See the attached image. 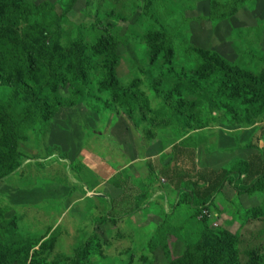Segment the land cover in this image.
I'll use <instances>...</instances> for the list:
<instances>
[{
	"label": "rangeland",
	"instance_id": "1",
	"mask_svg": "<svg viewBox=\"0 0 264 264\" xmlns=\"http://www.w3.org/2000/svg\"><path fill=\"white\" fill-rule=\"evenodd\" d=\"M28 1L39 9L28 5L31 25L61 13V0ZM214 1L77 0L62 26L86 48L85 80L37 88L48 110L20 103L0 80V108L20 129L17 168L0 173V264H83L82 252L88 264H204L227 248L234 261L222 264H264V192L241 194L228 174L254 157L238 184L264 172V103L252 110L257 93L224 74L264 77V0L210 23ZM108 41L118 43L115 79L135 95L134 115L108 86L96 51ZM168 43L173 63L162 52L151 64V50ZM123 180L145 191L140 206L116 186ZM189 184L209 198L217 228L204 208L180 204Z\"/></svg>",
	"mask_w": 264,
	"mask_h": 264
},
{
	"label": "trees",
	"instance_id": "2",
	"mask_svg": "<svg viewBox=\"0 0 264 264\" xmlns=\"http://www.w3.org/2000/svg\"><path fill=\"white\" fill-rule=\"evenodd\" d=\"M255 0H223L219 4L217 0L213 2L211 14L206 21L214 23H222L235 18L240 10ZM77 0L59 2L61 13L57 12L54 22L48 25H31L30 5L35 12L39 10L37 6H33L28 0H0V80L8 85H12L13 89L20 90V103L28 102L29 106L41 104L43 108L48 110L49 102L42 97L37 88L44 87L47 83L53 86H60L68 81L69 78L84 81L88 67L86 48L81 38H73L63 28V20L72 10ZM168 43L156 50H151L152 55H148L149 62L152 64L165 53L164 60L173 63L175 55ZM99 55L104 56V67L108 72L110 81L108 86L113 89L118 98V105L125 109L130 115H134L137 107L135 95L131 94L116 82L115 68L118 62V43L116 41H108L101 43L96 47ZM222 71V69H221ZM225 75L233 76L245 89L257 93L256 101L251 103L252 110H255L260 102L264 103V77L260 79L244 78L230 73ZM41 79V80H39ZM39 81V82H38ZM259 94V95H258ZM77 101L71 105L78 103L80 93L76 92ZM46 110V111H47ZM176 110V114H178ZM245 120H249L247 115ZM12 117L8 109L0 108V173L13 171L17 168L16 161L18 159L17 145L19 142L20 129L17 124L11 126ZM10 124V128L2 130V125ZM258 158L254 157L251 161L245 159L228 174H235V179H230L236 190L241 194L249 192H264V172L255 178L249 185L238 184L248 175H253ZM228 174L225 179L228 178ZM116 186L123 190L125 198L134 199L136 205L140 206L146 200L145 191L139 189L132 181L123 180L115 182ZM192 184H189V186ZM191 187V186H190ZM209 198L200 200L195 194V189L186 192L180 198V204H189L196 209L203 211L208 209L206 206ZM202 217L212 226L213 222L208 216ZM212 223V224H211ZM212 228H217L213 227ZM231 249H224L221 254V260L212 261L204 260V264H222L223 262H232L233 254ZM85 253L82 252L81 259L83 264H88ZM21 263L29 261V253L18 259Z\"/></svg>",
	"mask_w": 264,
	"mask_h": 264
},
{
	"label": "built area",
	"instance_id": "3",
	"mask_svg": "<svg viewBox=\"0 0 264 264\" xmlns=\"http://www.w3.org/2000/svg\"><path fill=\"white\" fill-rule=\"evenodd\" d=\"M203 215L208 216L210 218V214L207 210L203 211ZM213 226L217 227V224L213 223Z\"/></svg>",
	"mask_w": 264,
	"mask_h": 264
},
{
	"label": "clouds",
	"instance_id": "4",
	"mask_svg": "<svg viewBox=\"0 0 264 264\" xmlns=\"http://www.w3.org/2000/svg\"><path fill=\"white\" fill-rule=\"evenodd\" d=\"M214 227V226H213Z\"/></svg>",
	"mask_w": 264,
	"mask_h": 264
}]
</instances>
